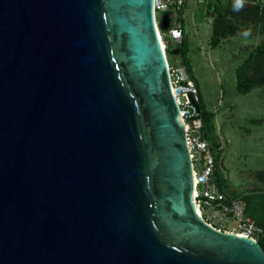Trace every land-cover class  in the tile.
Instances as JSON below:
<instances>
[{
	"label": "water",
	"instance_id": "1",
	"mask_svg": "<svg viewBox=\"0 0 264 264\" xmlns=\"http://www.w3.org/2000/svg\"><path fill=\"white\" fill-rule=\"evenodd\" d=\"M193 186L154 0H0V264H264Z\"/></svg>",
	"mask_w": 264,
	"mask_h": 264
},
{
	"label": "rangeland",
	"instance_id": "2",
	"mask_svg": "<svg viewBox=\"0 0 264 264\" xmlns=\"http://www.w3.org/2000/svg\"><path fill=\"white\" fill-rule=\"evenodd\" d=\"M205 10L206 2L188 3L184 10L187 59L204 108L215 112L221 144L219 167L226 178L227 194H248L263 187L254 172L264 167V124H254L252 120L264 117V85L239 93L236 68L242 49L259 38L251 39L239 32L211 47L210 17ZM212 153L214 156L215 151Z\"/></svg>",
	"mask_w": 264,
	"mask_h": 264
},
{
	"label": "built area",
	"instance_id": "3",
	"mask_svg": "<svg viewBox=\"0 0 264 264\" xmlns=\"http://www.w3.org/2000/svg\"><path fill=\"white\" fill-rule=\"evenodd\" d=\"M207 1L154 0L156 31L160 44H163L162 50L167 60L170 88L185 124L196 210L209 224L219 230L257 240L259 228L250 217L245 215L244 201L239 198L228 200L216 179L212 149L203 135L200 90L181 52V42L185 32L182 18L186 6L191 2ZM209 21L211 28L212 18H209ZM177 30L181 33L180 36H176Z\"/></svg>",
	"mask_w": 264,
	"mask_h": 264
},
{
	"label": "trees",
	"instance_id": "4",
	"mask_svg": "<svg viewBox=\"0 0 264 264\" xmlns=\"http://www.w3.org/2000/svg\"><path fill=\"white\" fill-rule=\"evenodd\" d=\"M234 0H208L204 14L212 18L211 33L209 44L211 47H217L222 40L238 35L239 32H245L251 29V34L247 37L251 39L259 38V41L247 45L242 49L239 57L240 62L236 68V89L239 93L245 94L253 88L264 85V0H245L244 8L239 11H233ZM184 24V18H182ZM181 52L184 56L188 70L195 80L187 59V45L185 32L181 42ZM199 88V86H198ZM201 95V93H200ZM202 99V97H201ZM202 108L203 132L208 140L212 152L215 151V174L221 190L226 194L228 200L239 198L245 203L244 213L250 217L259 228L257 241L264 249V167L254 172L255 178L263 186L260 189H253L248 194H239L232 192L227 194L228 185L226 178L220 170V141L215 125V112ZM254 124L263 125V118L253 119Z\"/></svg>",
	"mask_w": 264,
	"mask_h": 264
},
{
	"label": "clouds",
	"instance_id": "5",
	"mask_svg": "<svg viewBox=\"0 0 264 264\" xmlns=\"http://www.w3.org/2000/svg\"><path fill=\"white\" fill-rule=\"evenodd\" d=\"M244 5H245V0H234L233 11H235V12L241 11L244 8ZM175 34H176V36L181 35V33L178 30L176 31ZM250 34H251V29H248L243 33V35L245 37L249 36Z\"/></svg>",
	"mask_w": 264,
	"mask_h": 264
},
{
	"label": "bare ground",
	"instance_id": "6",
	"mask_svg": "<svg viewBox=\"0 0 264 264\" xmlns=\"http://www.w3.org/2000/svg\"><path fill=\"white\" fill-rule=\"evenodd\" d=\"M161 47H163V44L161 43Z\"/></svg>",
	"mask_w": 264,
	"mask_h": 264
}]
</instances>
